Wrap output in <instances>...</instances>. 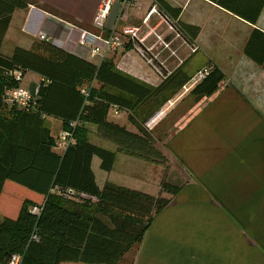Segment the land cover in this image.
<instances>
[{"label":"trees","instance_id":"16d2710c","mask_svg":"<svg viewBox=\"0 0 264 264\" xmlns=\"http://www.w3.org/2000/svg\"><path fill=\"white\" fill-rule=\"evenodd\" d=\"M210 1L253 25L264 9V0ZM30 5L80 25L37 0H0V46L13 12ZM153 5L192 45L199 27L178 20L180 8L166 0H150ZM243 54L264 69V31L251 30ZM185 66L182 63L152 87L118 70L110 59L96 64L46 40H34L29 49L16 46L10 55L0 51V264L14 253L23 256L22 264H116L143 240L155 216L182 186L168 181L166 173L156 195L111 182L99 186L92 161L98 158L105 172L112 169L116 152L166 163L144 123L191 81ZM202 69L207 73L188 93L196 101L214 94L225 79L213 62ZM16 70L42 78L28 109L4 99L20 85L13 75ZM92 81L97 88H90ZM81 88L89 90L88 97ZM113 108L125 111L135 130L109 119ZM47 117L60 120L62 130H71L70 123L76 121L75 143L57 150ZM86 125L114 143L116 151L92 143ZM35 206L37 214L32 212Z\"/></svg>","mask_w":264,"mask_h":264},{"label":"crops","instance_id":"0c3cea01","mask_svg":"<svg viewBox=\"0 0 264 264\" xmlns=\"http://www.w3.org/2000/svg\"><path fill=\"white\" fill-rule=\"evenodd\" d=\"M37 1L76 19L79 27H70L66 21L37 6L16 9L1 41L3 54L10 55L16 46L29 49L39 39L40 32L53 45L76 54L67 38L70 33V37L77 36L78 29L107 36L116 29L135 27L139 32L144 30L143 40L138 38V43L150 37L146 50L163 73L169 74L182 63L187 64L200 52L205 60L191 66L192 71L185 66L188 73L194 74L213 62L225 75L211 96L169 115L171 107L165 104L145 122L169 163L166 179L182 188L155 216L143 240L136 243L132 264H264V99L253 97L248 92L250 89L246 91L239 83L243 84L241 79L247 78L250 83L245 84L260 87L264 81V69L243 54L251 30L264 31V9L253 25L210 0H166L172 7L180 8L178 20L199 27L192 44L197 51L190 53L185 38L171 35V24L162 16L152 14L145 21L150 0H131L123 7L113 3L103 29L92 24L101 0ZM161 42L172 45L174 57L166 50L163 52ZM154 48H157L155 54ZM134 58L129 60L131 66L134 64L133 73H126L140 81L151 77L153 81L146 83L156 85L159 78L154 71H141L140 61ZM36 78L42 79L38 74ZM47 119L53 122L57 136L61 131L60 120ZM168 119H173L171 129L165 126ZM159 125L163 129L157 128ZM102 141L99 138L91 142L100 146ZM109 150L116 151V146ZM99 165L100 160L94 158L92 169L99 186L111 182L154 193L149 187L159 185L163 176L162 164L121 152H116L109 172L101 170Z\"/></svg>","mask_w":264,"mask_h":264},{"label":"rangeland","instance_id":"374dc122","mask_svg":"<svg viewBox=\"0 0 264 264\" xmlns=\"http://www.w3.org/2000/svg\"><path fill=\"white\" fill-rule=\"evenodd\" d=\"M155 16H158V18H159L160 15L156 14ZM62 20H64V19H62ZM64 21H66L68 23V25L70 24L71 25L70 27H73V28L79 27V26H76L74 24L69 23L67 20H64ZM126 28H128V27H126ZM130 28H133V27H130ZM171 28H172L171 35H174V36L176 34L178 35V33L174 30V28L172 26H171ZM78 30H82V29H78ZM138 32H139V30L137 29V38H139V40L140 39L143 40L142 35H143L144 30L143 31L141 30L139 32V35H138ZM89 33L95 34V33L90 32V31H89ZM112 33L119 34V35L122 36V41H123L122 47H120L119 49H109L107 52H105V55L103 57L84 58V59L89 60V61H91L93 63H94V61L97 62V60L99 61V60H102V59H110L112 61L113 65L115 66V68H117L120 71L122 70V72L125 73V74H128V73H126L128 71H130V73H133V68L132 67L134 66V64H133V66L130 65V64H132V62L131 61L129 62V60H131V59L135 60L134 57H136V60L140 61V67H139V69L141 71H143L145 69L146 70L148 69L150 71L152 70L158 76L159 81L156 83V85L161 81V79L165 78V75H167V73H163V70H161V69L158 70L157 69V66L158 65H157L156 59L154 60V58H152L148 54V51L146 50V47H147L146 45L149 44V43L147 44V41L150 39V37H148V39L144 40L143 41L144 43L143 42H140L141 43L140 44V43H138V39H132L130 36L124 35L123 32H122V29H121V31H119L118 29H116V32H112ZM110 34H108L107 36H109ZM40 35H44L45 38H47L46 37V34L40 32V33H38V38H39L38 40H44V39H41L40 38ZM95 35H97V34H95ZM70 36H71V33L69 34V39L72 40L73 37H70ZM107 36H101V37H107ZM75 38H76V36L74 37V39ZM69 39L67 38L68 45H69ZM128 41L130 43V46L126 47ZM158 45H160V44H158ZM188 46H189V49H190V53H194V52L191 51V46L190 45H188ZM161 48L163 49V52H165V50L168 51L170 53L169 54L170 57H174V52H173L172 45L165 44L164 42H161ZM156 49L157 48H154V51L152 50V52L154 54H155V50ZM131 55L134 56V57H132ZM157 58H158L159 64H160L161 60L159 59V56H157ZM204 60H205V56L202 53H200V52H198L196 55H193L189 59L188 63L186 64V66L188 68V71H192L191 70V66H195L196 64H198L199 62L204 61ZM162 64L165 65V63L163 61H162ZM141 65H142V67H141ZM202 68L203 67H201L194 74H192L193 75L192 77H194L198 73V71H200ZM136 69H137V67H136ZM36 75L37 74L34 73V72H32V71L26 70L22 74V79L19 82V84L21 86H23L24 88H27V89L33 88L34 87V84H38L39 85L40 81L37 80ZM133 78H135V77H133ZM135 79H137V80L140 81V79H138V78H135ZM241 80L243 81V84L241 83V81H239V83L242 86L245 87V90L248 91L250 89V91H248L249 94L253 95V97L256 96L257 99H259V98L260 99H264V96H262V94H264V92H262V89H264V88H261V87H264V81H261L260 82L261 85H259L260 87H258L257 85L254 86V85H251V84H245V83H250L249 79H247V78H243ZM152 81H153V79H151V77L146 76V78H143V81H141V82H143V83H146V82L150 83ZM148 83H146V84H148ZM89 84H90V88L91 89L98 87V84H97L96 81H92ZM86 85H83V86H86ZM148 85H150L152 87H155L156 86V85L153 86L151 84H148ZM192 85H194V84H192ZM192 85L189 82L187 85L183 86V88L180 91H178L179 93H176L175 96H173L172 98H169L167 102H165L164 104L161 105V107H158L156 109V105H155L153 109H156V110H154V113L151 116L155 115L157 113V111H159L163 106H165V104H168V108L171 107L169 109V111L167 112L168 115L169 114H172L173 113L172 111H175V110L179 111V110H181V109H183L185 107L187 109L188 107L193 106L196 103V100H194L188 94ZM249 94H247L246 96H250ZM175 98H177V99L174 101ZM170 101H172L171 104H169ZM114 109L115 108L109 110V112H108L109 119L114 120L115 122H117L119 124L125 123L124 126H126L129 129H134L135 130V127L131 124V122L128 121L126 112L121 110V111L118 112V114H115L114 113ZM178 115H179L178 113L175 114L174 115L175 116L174 119ZM151 116L148 119H150ZM170 121H173V119L172 120L171 119H168V122L165 125V126H168V127L167 128L164 127V128L171 129V122ZM46 123H47V125H49L51 127V133L55 136V138H57V136L59 134L56 136L57 133H56V130H55V126H52V123L53 122L52 121H49V119H47L46 120ZM162 127H163L162 125L157 126V128H159V129H161ZM87 128L90 130L89 131V135H88L89 136L88 137L89 140L90 141H94V142L98 141V139L100 137L97 135L95 127L93 125H88ZM61 131H63V130L61 129ZM100 146H102L104 148L106 147L107 149H114V143H111V142L106 141L104 139H103L102 144ZM141 160L147 161L145 159H141ZM149 162H153V161H149ZM153 163H155V162H153ZM164 164L165 165L167 164L168 165V168L170 167L169 166V163L167 161H166V163L164 161ZM164 164H162V168H163L162 169V172H163L162 175L163 176H164L165 173H167V170L165 171V165ZM163 176H162V178H163ZM162 178H161V180H162ZM159 185H160V183H159ZM159 185H152V187H149V190L152 191V192H154V193H149V194H152V195L156 194L155 192L157 191V188H158V191H159ZM158 191H157V193H158ZM146 193H148V192H146ZM136 247H137V244H134L127 252H125L123 254V256L116 262V264H132V260H133L134 254L136 252ZM69 264H76V263L69 262ZM77 264H83V263H77Z\"/></svg>","mask_w":264,"mask_h":264},{"label":"built area","instance_id":"2783aa9c","mask_svg":"<svg viewBox=\"0 0 264 264\" xmlns=\"http://www.w3.org/2000/svg\"><path fill=\"white\" fill-rule=\"evenodd\" d=\"M118 2L123 7L128 5L131 0H101L95 15L92 20V24L97 29H103L105 26V20L107 18L108 12L113 5V3ZM152 14H158L162 16L158 10L156 5H153L145 18V21ZM163 17V16H162ZM164 18V17H163ZM165 19V18H164ZM166 20V19H165ZM167 21V20H166ZM138 29V28H137ZM137 29L136 28H123L122 32L124 35L130 36L132 39L137 38ZM139 30V29H138ZM41 39L47 41L44 35H40ZM69 39V38H68ZM69 44L73 45L74 51L77 55L82 58H94V57H103L105 52L109 49H119L123 45L122 36L119 34L111 33L107 37H101L99 35L91 34L87 31L77 30L76 38L69 39ZM191 51L195 52L197 50L195 45H190ZM207 73L206 69H201L198 73L192 77L190 84H196V82L202 79ZM22 71L16 70L13 72L14 78L16 81L20 82L22 79ZM39 90V85L36 84L32 89L24 88L19 85V87L9 90L5 95V102L7 104L16 105L22 109H28L32 106L34 98L37 97ZM81 92L85 95V97L89 96V90L86 88H81ZM114 113L118 114V109H114ZM77 122L73 121L70 123L71 130H63L59 133L56 138L55 144L56 148L59 151H63L67 149L69 146L75 143V138L73 136V129L76 127ZM32 212L37 214L39 212V208L37 206L32 208ZM23 256L18 253L12 254L6 264H22Z\"/></svg>","mask_w":264,"mask_h":264}]
</instances>
